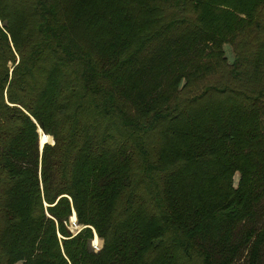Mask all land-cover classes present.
Here are the masks:
<instances>
[{"label": "trees", "instance_id": "trees-1", "mask_svg": "<svg viewBox=\"0 0 264 264\" xmlns=\"http://www.w3.org/2000/svg\"><path fill=\"white\" fill-rule=\"evenodd\" d=\"M263 255L264 0H0V264Z\"/></svg>", "mask_w": 264, "mask_h": 264}, {"label": "rangeland", "instance_id": "rangeland-1", "mask_svg": "<svg viewBox=\"0 0 264 264\" xmlns=\"http://www.w3.org/2000/svg\"><path fill=\"white\" fill-rule=\"evenodd\" d=\"M223 49H224V53H225V56L227 58L228 63H231L233 60V52H232L231 46L223 45ZM200 68L201 69L198 70L197 74L193 77L192 86L189 89L192 92H197V91L201 90L203 87H205L206 84H208L209 80L211 79V77H205V70H203L204 66H203V68L202 67H200ZM130 81H131L132 86L134 87V91H136V92H132L129 88L123 89L121 91L124 93L123 97L126 98V101H127V104L129 107H132L136 103L138 97H140V95H138L136 93H141V95L148 97L149 95H151V90L155 87L156 91H157V89L160 90L161 92H163V90H165L164 96L162 95V98L164 99L172 92V89L170 87L171 82H170L169 78H166V79L160 78V79H154V80H151V81L145 82V83L144 82H138L137 83L135 80V76H131ZM187 96H191L189 91L187 93ZM204 106H205V104H204ZM204 109H205V107H203L202 105L196 107L195 111H194V115L195 114H198V115L205 114ZM237 179H238V175L237 174H235V176L233 175V177H232L233 187L236 186ZM73 224L74 223H72L71 220H69L68 228L72 232H75V230L79 229L80 226L73 225ZM93 238H94V236H93ZM101 244H102L101 240L98 242L97 245L93 244V241L91 242V246H93L95 250L100 248ZM245 255H246V252H245V254L242 255L240 262L242 261V259ZM262 259H263V264H264V255H263Z\"/></svg>", "mask_w": 264, "mask_h": 264}, {"label": "water", "instance_id": "water-1", "mask_svg": "<svg viewBox=\"0 0 264 264\" xmlns=\"http://www.w3.org/2000/svg\"><path fill=\"white\" fill-rule=\"evenodd\" d=\"M37 128H38V127H37ZM39 132H40L42 135H45V134H43L42 131L38 128V134H39ZM44 144H45V143H42V142L40 141V136H39V139H38L39 151H41L42 146H43ZM73 213H74V212H73V210H72V214H73ZM74 220H75V221H73L72 223L76 224V217H75V214H74ZM79 229H80V228H79ZM79 229L75 230V232H72V231L68 228V231H69L70 233L74 234V233H76ZM93 236L95 237V233H94Z\"/></svg>", "mask_w": 264, "mask_h": 264}]
</instances>
